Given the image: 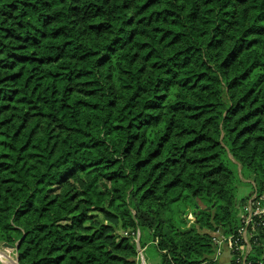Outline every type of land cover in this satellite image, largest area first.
<instances>
[{"label":"trees","instance_id":"16d2710c","mask_svg":"<svg viewBox=\"0 0 264 264\" xmlns=\"http://www.w3.org/2000/svg\"><path fill=\"white\" fill-rule=\"evenodd\" d=\"M254 193L264 0H0V244L19 264L149 247L218 264L211 233H235Z\"/></svg>","mask_w":264,"mask_h":264},{"label":"built area","instance_id":"2783aa9c","mask_svg":"<svg viewBox=\"0 0 264 264\" xmlns=\"http://www.w3.org/2000/svg\"><path fill=\"white\" fill-rule=\"evenodd\" d=\"M262 201H264V195L256 196L254 193L250 197L246 205V214L242 217V224L235 233L226 234L220 229L211 233V239L215 245L214 259H217L223 250H227L230 262L234 264H264L261 260L251 259L252 244L257 241V226L259 224L264 226ZM138 259H141V264H144L142 250L139 252Z\"/></svg>","mask_w":264,"mask_h":264},{"label":"rangeland","instance_id":"374dc122","mask_svg":"<svg viewBox=\"0 0 264 264\" xmlns=\"http://www.w3.org/2000/svg\"><path fill=\"white\" fill-rule=\"evenodd\" d=\"M249 192H250V187L248 185H246L244 183H240L237 185V198H240L244 195H247ZM187 218L188 219H191V218L194 219L192 214H188ZM0 252L6 254L11 259H15V257H16L13 251L7 250L6 248H4L2 246V244H0ZM224 253L229 255V253L227 251H224ZM7 256H3V257L6 258L8 261H10ZM138 257H139V255H138ZM143 258H144L143 259L144 264H149V263L158 264V261H159L157 252L153 247H149L146 251H144ZM138 261H139L138 264H141V259H138ZM3 263L6 264L4 261H3Z\"/></svg>","mask_w":264,"mask_h":264},{"label":"water","instance_id":"95a60500","mask_svg":"<svg viewBox=\"0 0 264 264\" xmlns=\"http://www.w3.org/2000/svg\"><path fill=\"white\" fill-rule=\"evenodd\" d=\"M138 236H139V233H138V235H137V239H136L137 246L139 247ZM2 246H3L4 248H6L7 250H10V251H13L14 249H16V246H12V245H10V244H8V243H2ZM0 255H1V256H7L6 254H4V253H2V252H0ZM7 257H8V256H7ZM8 259H9L10 261H12L14 264H19V263H18V260H17V257H15V259H11L10 257H8ZM0 262L3 263V259H2L1 257H0ZM3 264H4V263H3Z\"/></svg>","mask_w":264,"mask_h":264},{"label":"crops","instance_id":"0c3cea01","mask_svg":"<svg viewBox=\"0 0 264 264\" xmlns=\"http://www.w3.org/2000/svg\"><path fill=\"white\" fill-rule=\"evenodd\" d=\"M224 251H227V250H223L222 253L219 255V257L217 258L218 264H230V256L224 253ZM149 264H152V263H149Z\"/></svg>","mask_w":264,"mask_h":264},{"label":"bare ground","instance_id":"6f19581e","mask_svg":"<svg viewBox=\"0 0 264 264\" xmlns=\"http://www.w3.org/2000/svg\"><path fill=\"white\" fill-rule=\"evenodd\" d=\"M0 257L3 259V261L6 263V264H14L12 261H8L6 258H4L3 256L0 255Z\"/></svg>","mask_w":264,"mask_h":264}]
</instances>
